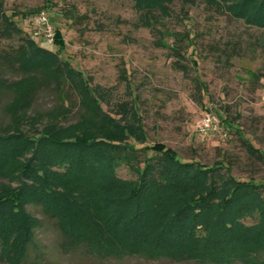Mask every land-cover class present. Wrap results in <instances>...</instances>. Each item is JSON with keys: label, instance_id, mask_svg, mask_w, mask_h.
I'll return each instance as SVG.
<instances>
[{"label": "trees", "instance_id": "1", "mask_svg": "<svg viewBox=\"0 0 264 264\" xmlns=\"http://www.w3.org/2000/svg\"><path fill=\"white\" fill-rule=\"evenodd\" d=\"M172 1L134 0L139 12L135 25L150 28L160 45L157 24ZM212 1L264 29V0ZM19 32L0 1V36ZM53 43L61 47L57 31ZM174 53L180 65L184 56L177 49ZM8 56L27 74L10 84V122L0 127V178L8 181L0 185L1 263L43 260L41 245L34 241L40 222L27 209L36 205L55 219L62 236L58 247L65 254L264 264V198L259 185L236 180L217 166L182 160L163 145L152 146L156 152L148 157L143 153L142 159L139 152L145 147L127 140L132 131L128 125L97 128L91 126L95 122L80 121L61 126L57 111L30 115L42 85L59 89L69 80L84 103L94 100V90L56 52L32 39ZM87 119L96 117L89 113ZM249 151L256 155L253 148ZM121 164L136 178L122 179L117 174ZM246 218L256 221L247 224Z\"/></svg>", "mask_w": 264, "mask_h": 264}, {"label": "rangeland", "instance_id": "2", "mask_svg": "<svg viewBox=\"0 0 264 264\" xmlns=\"http://www.w3.org/2000/svg\"><path fill=\"white\" fill-rule=\"evenodd\" d=\"M0 1L20 30L11 37L0 36V127L10 122L6 111L13 97L10 84L27 74L8 53L32 39L79 71L94 90V100L82 102L69 80L59 89L42 85L30 115L57 111L61 126L80 121L95 122L91 126L97 128L128 125L132 131L127 140L145 147L140 158L154 154L152 146L163 145L182 160L217 166L236 180L259 185L264 198L263 28L233 16L221 2L173 0L157 24L160 45L150 28L135 25L139 12L134 0ZM42 11L52 31L59 32L61 47L48 41L35 22ZM176 49L184 56L180 65ZM206 112L215 116L216 131L198 130ZM89 113L99 121L85 120ZM46 121L43 118L42 123ZM41 126L35 125L34 131ZM117 174L136 178L126 164L118 166ZM3 183L8 181L0 178ZM27 209L40 222L34 237L44 254L39 264H201L137 256L100 259L82 251L65 254L58 247L62 236L55 219L44 215L40 206Z\"/></svg>", "mask_w": 264, "mask_h": 264}, {"label": "built area", "instance_id": "3", "mask_svg": "<svg viewBox=\"0 0 264 264\" xmlns=\"http://www.w3.org/2000/svg\"><path fill=\"white\" fill-rule=\"evenodd\" d=\"M35 22L37 25L42 27V32L47 37L48 41H53L54 31H52L51 26L48 22V19L45 15V12H40L36 14L35 16ZM200 118L198 122V130L201 132H208V131H216L217 130V121L214 115H211V113L206 112Z\"/></svg>", "mask_w": 264, "mask_h": 264}]
</instances>
